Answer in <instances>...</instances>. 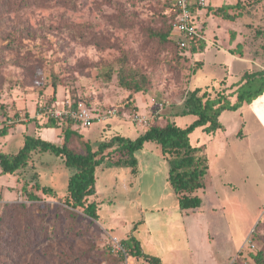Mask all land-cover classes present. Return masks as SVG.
<instances>
[{
	"label": "rangeland",
	"instance_id": "obj_1",
	"mask_svg": "<svg viewBox=\"0 0 264 264\" xmlns=\"http://www.w3.org/2000/svg\"><path fill=\"white\" fill-rule=\"evenodd\" d=\"M169 4L0 0V116L15 120L0 134V152L15 154L24 137L37 132L60 143L66 122L43 127L49 119L44 107L51 104L113 111L103 123L73 126L85 128V137L96 149L111 135L133 139L149 126L165 124L193 87H219L225 79L224 95L235 102L241 75L264 70V0H206L197 19L206 31L205 48L190 57L168 39ZM120 76L142 90L124 88ZM247 107L243 103L236 110H224L219 116L222 128L213 135L201 127L190 134L191 144L200 147L208 163L203 202L196 211L199 224L187 237L172 232L164 247L157 245L166 255L164 264H217L227 256L230 264L239 253L240 264H255L251 254L264 249V126ZM256 111L264 121V104ZM135 114L148 117L147 124L135 121ZM173 118L184 127L195 115ZM72 146L77 152L85 150L78 137ZM144 148L154 158L143 164L137 180L115 163L116 143L105 150L104 161L95 169V192L87 198L97 203V219L69 206L64 192L68 170L73 169L50 151H32L18 172L0 174V264H149L132 255L125 262L108 244L112 235L137 236L132 228L142 218V206L169 185L160 147L146 142ZM142 153L137 156L144 162ZM51 176L54 183L48 182ZM40 184L52 185L58 193H44ZM146 186L150 194L140 189ZM248 239L255 245L252 251ZM142 251L156 254L149 244L142 245Z\"/></svg>",
	"mask_w": 264,
	"mask_h": 264
},
{
	"label": "trees",
	"instance_id": "obj_2",
	"mask_svg": "<svg viewBox=\"0 0 264 264\" xmlns=\"http://www.w3.org/2000/svg\"><path fill=\"white\" fill-rule=\"evenodd\" d=\"M175 0H170L165 18L169 24V41L174 45L181 54L191 56L204 50L205 42L202 40L193 41L185 51L180 48L177 41L172 35V26L175 20V14L171 8ZM198 9L193 8L198 18ZM164 37L166 34L159 33ZM184 51V52H183ZM120 84L131 91L138 92L142 88L138 83H130L122 76L119 77ZM221 79L219 87H193L187 91L182 103L177 105L170 112L169 120L163 125H153L146 128L137 137L133 139L125 138L122 135L115 134L109 140L101 141L96 149H92L89 142H83L85 147L83 152H77L72 146V139L80 134L73 129V120L67 118L58 121L49 117L43 127H56V123L66 122L67 128L63 132V142L54 143L41 138L40 136H25L24 143L19 150L13 155H7L0 152V174H14L26 165L27 159L32 151H50L51 153L62 157L65 166L72 168L74 171L67 180L65 196L68 204L72 208H82L84 213L93 219H97L96 201L88 202L87 198L95 192V168L105 159V150L117 144L119 158L115 161L117 164L131 167L135 172L136 158L134 152L141 149L146 142H155L161 150L168 164L167 180L171 184L174 192L178 197V205L182 210L194 209L200 206L201 198L194 195L193 192L204 187V177L208 170L206 156L199 151L200 147L193 146L190 142V134L198 127L207 134H213L217 129L222 128L219 120L220 114L224 110H236L243 103H251L254 99L264 93V70L245 71L239 81L235 84L237 88L236 101L231 103L225 97V89ZM52 105V104H51ZM50 105V106H51ZM193 114L195 119L187 126H178L171 117ZM7 132V127L1 129L0 134ZM44 193L56 194L58 191L48 185L38 187ZM138 224L135 223V226ZM254 226L251 238L256 233ZM125 247L127 255L142 257L149 264H160V259L156 256L145 254L142 251L140 242L132 235H127L121 240ZM129 251V253H128ZM252 251V250H250ZM239 253L231 264H240L242 260ZM255 264H264V249H259L251 254ZM243 261V260H242Z\"/></svg>",
	"mask_w": 264,
	"mask_h": 264
},
{
	"label": "crops",
	"instance_id": "obj_3",
	"mask_svg": "<svg viewBox=\"0 0 264 264\" xmlns=\"http://www.w3.org/2000/svg\"><path fill=\"white\" fill-rule=\"evenodd\" d=\"M203 10H204V8L200 9L198 11V15H201ZM204 33H206V31ZM205 36H206V34H205ZM230 55H231V57H234L233 54L230 53ZM241 71H242V69L239 70V72H238L239 75H240ZM263 104H264V93H262L256 99H254L251 103H249V104L247 103L248 110H250L253 113L254 117L256 118V120L259 122V124L261 126H264V121L262 120V118L257 113L256 108L261 107ZM173 121H174V118H173ZM73 129L76 130L74 127H73ZM84 129L85 128L77 129L78 133L80 134V140L83 142H89L90 143L89 139L87 137H85V134H84L85 132L83 133ZM217 130H219V129H217ZM213 134H215V133H213ZM213 134H210V135H213ZM36 135L39 136L38 132ZM111 136H113V135H111ZM58 142H60V143L63 142V136L62 135L59 136ZM143 148H144V146L141 149L136 150L134 152V156H135L136 161H137L136 167H135V172L132 171L131 167L123 166L120 164L121 167L127 168L128 172L131 175L135 176L136 180L141 176V174H143L141 172L143 164L148 162L147 161L148 159L150 160V159L154 158V155H152L151 151H149L148 154H146L147 150L145 148L144 149ZM138 151H140L141 153L143 152L142 154L144 155L143 156L144 162H142V160L139 158V156H137ZM61 161L63 162L62 158H61ZM161 166H162V168L164 166V169H165L164 161H162ZM156 169L160 170V166H158ZM73 171L68 170L69 174L67 176L69 177ZM50 175H52V171H51ZM68 177H67V179H68ZM127 177L128 176H125L124 179H126ZM167 177H168V164H167ZM49 178H50V176H49ZM51 178H52V181H51V179H48V182L54 183V181H53L54 176H51ZM167 182L169 183V181H167ZM48 186H50L52 189L58 191L56 188H54V186H52V185H48ZM204 188L205 187L199 188L193 192L194 195H197L201 198V203L203 202L201 193H204ZM140 189L143 190V193L147 192V194H150V193H148V190H149L148 186H146L144 188L140 187ZM171 190H173L171 184L169 183V185H167V183H165L163 186V191H161L159 193L157 198H154L148 204H145L143 201L145 206L141 202L143 199L141 198L140 190L138 189V191H137L139 193L138 197H140L139 203L141 206L143 205L142 208L144 211H143L142 218H140V220L137 221L138 224L132 228V231L137 233V236H135V238L140 242L141 248H142V245H146V244H149L153 248V250L155 251L154 253H156L154 256H156V257L159 256L158 258L160 259V264H164V257L166 255L163 254L162 252H160L161 249L159 250L157 245L159 244L160 246L164 247L163 242H165V239L167 238V236L169 234H171L172 232H176L179 237L180 236L182 237L184 234L187 237V234L190 233L192 229H196L197 225L199 224V222L196 220V213H198L196 211L199 210L200 206L197 208H194V209H187V210L180 209L179 205H178L177 194L174 192V190H173L174 194H172ZM163 201H165V202H163ZM141 206H140V210H142ZM148 210L150 212H154V213H151L149 216H147L146 213ZM190 215L194 216L193 219L187 220L186 218H188ZM127 235L128 234H124V235L120 236L119 239L122 240V239L126 238ZM171 260L175 261L176 257L172 256ZM229 260H230V258H229V256H227L226 259H224L222 261L219 260L217 264H227V261H229ZM228 264H229V262H228ZM230 264H231V262H230Z\"/></svg>",
	"mask_w": 264,
	"mask_h": 264
},
{
	"label": "built area",
	"instance_id": "obj_4",
	"mask_svg": "<svg viewBox=\"0 0 264 264\" xmlns=\"http://www.w3.org/2000/svg\"><path fill=\"white\" fill-rule=\"evenodd\" d=\"M206 6V0H175L171 10L175 14V20L172 26L171 37L177 41L180 48H189L193 41L202 40L206 41L205 34L202 27H198L196 13L193 8L195 7L199 11ZM161 108L163 105L159 103ZM44 112L48 117L63 121L67 118L73 120L74 126L90 127L95 123H103L110 115H113V111H100L87 109L85 107H73L70 104H62L60 106H46ZM134 120L140 124H147L148 117H144L141 114H135ZM13 117L0 116V129L9 127L14 123ZM249 249L253 250L255 245L248 239ZM109 248L112 252L119 256L125 257L127 261V252L122 245L121 239L112 235L108 241ZM127 264V263H124Z\"/></svg>",
	"mask_w": 264,
	"mask_h": 264
}]
</instances>
